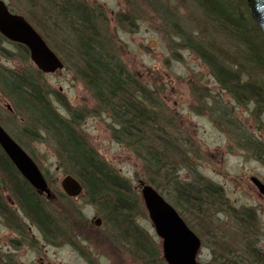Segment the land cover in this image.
Segmentation results:
<instances>
[{"label":"trees","instance_id":"obj_1","mask_svg":"<svg viewBox=\"0 0 264 264\" xmlns=\"http://www.w3.org/2000/svg\"><path fill=\"white\" fill-rule=\"evenodd\" d=\"M9 1L12 2V5L9 3L12 12L28 19L55 54L61 56L66 66L65 71H72L97 104L111 117L113 122L109 127L112 138L125 148L131 149L144 163L150 175L149 184L159 194L166 200L171 199L169 189L158 186L151 176L152 172L162 176L165 179L164 184L171 187L175 197L173 201L179 210L185 207L184 209L194 212L203 220L200 228L203 227L204 220L214 223L226 216L230 218L233 226L250 228L249 235L257 236L258 217L255 212L247 207H234L224 188L198 175L189 181L179 178L180 170L188 168L191 171V162L189 164L188 161L196 154L197 147L177 125L176 116L171 115L162 104L161 89H152L143 84L136 74L129 72L119 55L122 47L116 43L117 35L108 30L110 22H107V14L102 6L92 7L85 0ZM194 1L203 11L206 20L218 27L226 41L229 40V46L239 49L233 52L229 47L226 49L221 47L223 45L207 41V34L202 30L197 32V37L180 33L183 42L177 41L175 38L181 29L179 30L178 24L172 19L176 10H170L169 14L172 15H165V25L169 31L165 30L164 39L172 51V59L181 60V51L190 50L208 66L220 90L231 96L235 102L232 107L211 96L209 99L217 103L212 108L216 115L226 120L235 114L237 107L248 108L252 105L255 120L259 126H263L264 36L255 25L249 9H243L245 1ZM162 3V0H158L156 5L162 7ZM115 20L118 27L134 32L135 21L131 14L119 12ZM173 32L174 37L171 35ZM60 38L63 39L62 46L57 45ZM6 42L8 41L5 37L0 35V46ZM15 47L30 61L26 47ZM2 52L11 59L7 50ZM30 66L20 71L0 66V90L13 105L16 115L30 123L26 131L28 138L33 137L40 141L47 137L52 141L61 168L81 183L83 195L99 208L111 231L119 235L118 240L113 241L114 245H121L125 250L129 248L133 258H142L143 264H166L148 234L136 223L139 206L132 198L134 191L129 182L115 173L107 161L92 148L78 129L82 121L81 115L69 107L61 94L56 99L68 116L64 117L55 109L49 98L51 92L44 82V75ZM195 90L193 92L199 95L200 92ZM209 105L211 104L208 107ZM201 112L199 110L197 113ZM13 139L23 147L20 140L16 137ZM238 144L247 147L249 152L258 154L257 159L264 163V147L259 139H242ZM0 176L2 186L8 189L21 212L18 215L8 206L6 199L1 196L0 188V216L7 224L16 225L20 229L19 221L24 217L39 227L46 237H53L56 220L46 205L53 197L48 199L32 188L19 175L1 147ZM46 180L49 184L47 178ZM49 187L51 189L50 184ZM179 214L183 217L182 211ZM187 224L192 231L196 228L189 222ZM245 244L250 251L251 264H264V250L257 248L250 238ZM216 261L228 264L227 259ZM0 264L3 263L0 261Z\"/></svg>","mask_w":264,"mask_h":264},{"label":"rangeland","instance_id":"obj_2","mask_svg":"<svg viewBox=\"0 0 264 264\" xmlns=\"http://www.w3.org/2000/svg\"><path fill=\"white\" fill-rule=\"evenodd\" d=\"M5 1L12 5L11 1ZM85 1L92 7L104 8L107 22H110L108 30L117 35L116 43L122 47L119 55L129 72L136 74L143 84L152 89H161L162 104L171 115L176 116L177 125L197 147L196 154L188 161L189 164L191 162V171L188 168L180 170L179 178L189 181L196 175L204 177L224 188L234 207L252 209L258 217V233L252 237L249 235L250 228L233 226L230 218L226 216L214 223L204 220L205 223L200 228L203 220L194 212L184 209L185 207L179 210L173 201L175 197L171 187L164 184L165 179L162 176L152 172L151 176L157 185L163 187L162 189H169L172 200L167 199V202L179 213L182 211L183 219L198 229L193 230L203 242L198 261L204 264H220L216 260L222 262L227 259L228 264H251L250 251L245 241L250 238L257 248L264 250V196L251 181L256 177L264 184V163L257 159L258 154L249 152L247 147L240 146L238 142L247 138L259 139L264 147V131H261L264 125L259 126L255 120L252 105L248 108L237 107L235 114L226 120L214 113L212 108L217 103L209 99L211 96L232 107L235 102L231 96L220 90L211 70L193 52L183 50L180 53L181 60L172 59V51L164 39L165 30L169 31L165 15L170 10H176L172 19L178 24L179 30L181 29L175 38L177 41L183 42L180 33L197 37V32L202 30L207 34V41L223 45L221 47L226 49L229 47L233 52H237L239 48L229 46V40L226 41L218 27L206 20L194 0H162V7L156 5L158 0ZM242 7L248 8L246 5ZM119 12L132 15L135 21L134 32L117 26L115 17ZM174 34L173 32L171 35L174 37ZM61 44L62 38L57 45L62 46ZM4 50L8 51L11 59L2 52ZM61 51L65 52L64 49ZM61 51L59 52L62 53ZM0 66L14 71L29 66L35 68L31 60L28 61L25 54L10 42L0 46ZM44 82L50 89L49 98L55 109L64 117L68 116L56 99L61 94L69 107L81 115L82 121L78 129L92 148L107 161L115 173L129 182L134 191L132 198L139 206L136 223L148 234L163 256L162 240L155 232L149 214L145 212L142 198L141 183L152 186L149 184L150 175L144 163L131 149L125 148L112 138L109 127L113 122L111 117L97 104L72 71L63 70L44 75ZM193 89L200 94H195ZM208 104L211 105L208 107ZM13 110V105L0 90V123L7 133L23 143L24 149L34 156L39 169L48 179L53 200L46 205L48 211L55 216L56 225L55 235L46 237L39 227L24 217L19 221L20 229L16 225L7 224L0 216V255L3 252L12 255L14 252V260L18 264H35L38 256L44 259V264H143L142 258H133L129 248L125 250L121 245H114L113 241L118 240L119 235L111 231L99 208L90 203L86 195L69 198L63 192L61 181L67 173L60 166L52 141L47 137L40 141L33 137L28 138L26 131L30 123L16 115ZM199 110L202 114L197 113ZM2 185L0 176L1 196L6 199L9 207L21 215L13 196ZM97 220H100V226L94 224Z\"/></svg>","mask_w":264,"mask_h":264},{"label":"water","instance_id":"obj_3","mask_svg":"<svg viewBox=\"0 0 264 264\" xmlns=\"http://www.w3.org/2000/svg\"><path fill=\"white\" fill-rule=\"evenodd\" d=\"M244 1L248 5L255 25L264 36V0ZM0 35L13 44L27 47L34 66L44 75L55 74L65 69L61 58L56 56L37 30L25 17L11 13L4 0H0ZM0 147L28 184L40 195H46L48 199H51L49 184L37 163L20 144L14 141L1 124ZM251 181L264 196V184L256 177ZM61 183L63 192L69 198L81 196L82 186L75 178L66 176ZM141 190L149 219L153 222L155 232L162 240V253L166 264H204L198 261L203 242L195 231L190 229L179 212L152 186L142 182ZM95 224L100 226V220H97Z\"/></svg>","mask_w":264,"mask_h":264},{"label":"flooded vegetation","instance_id":"obj_4","mask_svg":"<svg viewBox=\"0 0 264 264\" xmlns=\"http://www.w3.org/2000/svg\"><path fill=\"white\" fill-rule=\"evenodd\" d=\"M15 257V253L13 252V254L11 255L10 253H2L0 255V261L3 264H18V261L16 262L14 260ZM35 264H44V259H42L41 257L38 256V262H35ZM49 264V263H48Z\"/></svg>","mask_w":264,"mask_h":264}]
</instances>
